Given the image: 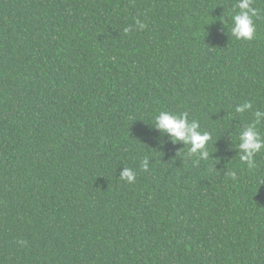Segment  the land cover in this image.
<instances>
[{
    "label": "trees",
    "instance_id": "obj_1",
    "mask_svg": "<svg viewBox=\"0 0 264 264\" xmlns=\"http://www.w3.org/2000/svg\"><path fill=\"white\" fill-rule=\"evenodd\" d=\"M236 3L0 0V264H264V150L250 169L236 147L264 111V0L252 40Z\"/></svg>",
    "mask_w": 264,
    "mask_h": 264
},
{
    "label": "clouds",
    "instance_id": "obj_2",
    "mask_svg": "<svg viewBox=\"0 0 264 264\" xmlns=\"http://www.w3.org/2000/svg\"><path fill=\"white\" fill-rule=\"evenodd\" d=\"M253 0H237L236 7L239 12L231 17L230 32L237 40H252L255 35V25L253 17L257 15V10L252 6ZM136 24L142 30L145 25L139 20ZM124 31L127 33L128 28ZM252 108L250 103H243L235 108L238 113H244ZM254 121L248 124L239 133V143L236 145L239 152V160L246 163L251 168L256 167L255 157L261 150H264V138L258 131L257 126L264 119V111L259 109L254 110ZM154 126L161 132L167 133L173 143L183 142L185 145H190L189 156L196 155L199 159H207L209 152L207 150L208 141L211 139L210 134L200 130V125L196 120L191 122L188 119L187 113L173 114L168 111H161L154 117ZM197 160V162H198ZM149 167V159L146 157L142 161V169L147 170ZM232 179H235V172L227 173ZM120 180L128 183L135 182V173L130 168H123L119 176ZM23 244V241H20Z\"/></svg>",
    "mask_w": 264,
    "mask_h": 264
}]
</instances>
